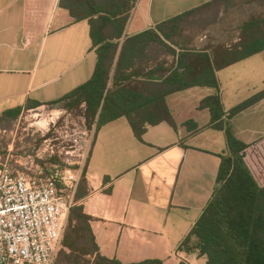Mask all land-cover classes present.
Instances as JSON below:
<instances>
[{
  "label": "crops",
  "instance_id": "0c3cea01",
  "mask_svg": "<svg viewBox=\"0 0 264 264\" xmlns=\"http://www.w3.org/2000/svg\"><path fill=\"white\" fill-rule=\"evenodd\" d=\"M80 1L0 0V121L5 113L23 111L33 103L56 102L91 78L96 48L88 19H77ZM215 1L137 0L121 42ZM156 62L144 72L158 64L171 66ZM241 71L240 81L236 75ZM263 74L264 51L218 70L223 110L253 96L230 101L239 86L247 88ZM260 86L258 92L264 81ZM215 93L213 88L192 87L166 96L176 130L165 122L147 126L142 142L123 117L96 132L76 204L91 218L100 256L121 264L146 260L205 264L204 258L178 247L217 186L219 155L226 150L223 131L209 125V110L198 109L204 98ZM229 122L233 135L244 144L263 137L264 98Z\"/></svg>",
  "mask_w": 264,
  "mask_h": 264
},
{
  "label": "trees",
  "instance_id": "16d2710c",
  "mask_svg": "<svg viewBox=\"0 0 264 264\" xmlns=\"http://www.w3.org/2000/svg\"><path fill=\"white\" fill-rule=\"evenodd\" d=\"M136 1H80L76 15L77 19H88L89 37L96 48L95 69L86 83L51 104L70 101L67 106L76 107L83 103L85 119L89 125L95 123L96 132L123 117L134 137L142 142L147 126L165 122L176 130L166 96L192 87L215 89L216 93L204 98L198 109L209 110V125L223 131L226 150L219 155L217 186L178 249L204 258L205 264H264V137L244 144L233 135L229 122L263 99L264 89L225 112L216 77L218 70L264 51V30L260 31L259 20L250 19L239 28L243 37L229 49H193L175 35L181 20L199 7L121 42ZM68 10L75 14L72 7ZM151 43L159 44L174 57L171 66L158 64L144 72L141 63ZM39 106L33 103L27 109ZM20 112H7L4 118H16ZM79 197L80 193H76L75 200ZM90 221L82 205L70 208L61 241L63 260L59 264H88L86 257L92 259V264H121L99 255ZM134 264L161 262L146 260Z\"/></svg>",
  "mask_w": 264,
  "mask_h": 264
},
{
  "label": "built area",
  "instance_id": "2783aa9c",
  "mask_svg": "<svg viewBox=\"0 0 264 264\" xmlns=\"http://www.w3.org/2000/svg\"><path fill=\"white\" fill-rule=\"evenodd\" d=\"M79 129L56 162H44L55 155L46 148L1 160L0 264H54L96 135L95 123Z\"/></svg>",
  "mask_w": 264,
  "mask_h": 264
},
{
  "label": "rangeland",
  "instance_id": "374dc122",
  "mask_svg": "<svg viewBox=\"0 0 264 264\" xmlns=\"http://www.w3.org/2000/svg\"><path fill=\"white\" fill-rule=\"evenodd\" d=\"M250 19L259 20L260 31L264 30V0H221L200 7L191 15L184 17L179 23L175 38L186 40L193 49L209 47L210 52L220 47L229 49L243 37L239 28ZM199 39H203L202 43ZM145 55V60L141 63L143 68L155 63V60H157L156 64L158 62L173 64L174 57L164 52L159 44L151 43ZM242 75L241 71L236 77L239 76L241 81ZM261 81H264V74L247 88L239 86L237 96L232 97L230 101L235 103L239 101L235 99L257 93L261 89ZM223 85L226 88L224 79ZM225 100L227 101L226 98ZM68 102L70 101L25 109L16 118L2 119L0 121V162L8 155L14 159L21 157L23 162L25 156L44 148L48 151L52 150L55 154L51 161L44 162H56L57 153L64 146L65 136H69L75 128L80 127V131L83 126L88 128V122L85 119L86 105L80 103L76 107H68ZM62 250L60 246L54 264H59L63 260L60 256ZM86 260H89L88 264H92L91 258L86 257Z\"/></svg>",
  "mask_w": 264,
  "mask_h": 264
}]
</instances>
